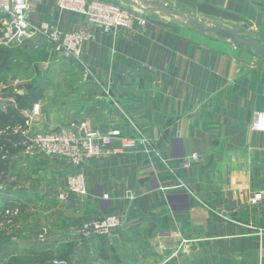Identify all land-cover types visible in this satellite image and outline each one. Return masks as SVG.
Masks as SVG:
<instances>
[{
  "label": "crops",
  "instance_id": "obj_1",
  "mask_svg": "<svg viewBox=\"0 0 264 264\" xmlns=\"http://www.w3.org/2000/svg\"><path fill=\"white\" fill-rule=\"evenodd\" d=\"M131 1L147 20L131 29L59 13L54 0L37 4L29 17L38 28L92 32L80 62L56 66L91 74L70 106L58 90L52 111H41L38 98V113L23 112L33 131L80 119L102 131H143L168 164L146 148L91 159L79 168L87 196L64 201L58 191L74 166L31 155L45 209L38 228L13 235L18 255H29L30 264H264V133L253 129L264 111V68L231 35L241 27L264 41V0H165L181 7L170 15L160 7L164 0ZM216 27L229 37L215 40L209 34ZM43 40L35 35L27 44ZM114 211L128 215L123 227L82 235L84 221Z\"/></svg>",
  "mask_w": 264,
  "mask_h": 264
},
{
  "label": "rangeland",
  "instance_id": "obj_2",
  "mask_svg": "<svg viewBox=\"0 0 264 264\" xmlns=\"http://www.w3.org/2000/svg\"><path fill=\"white\" fill-rule=\"evenodd\" d=\"M112 1L122 3L125 8L133 11L134 14L138 16V14L135 13L136 10L135 7H133V1ZM165 2L166 1L164 0L160 7L162 8L163 6L165 8L164 10L167 12L166 14H172V12H168L169 10L172 11V9L174 12L176 10H181V7L172 3L171 6H165ZM54 3L56 6L55 0ZM56 8L59 13L71 12L61 11L57 6ZM184 10L186 9L183 8L181 13H183ZM184 13H189L195 17L198 16L192 12ZM1 15L3 17V14ZM78 15L88 23L94 24L87 20L84 16L80 14ZM196 18L200 19L199 17ZM202 18V21L206 19L204 17ZM136 21L138 22L136 19L134 24ZM206 21L208 22L211 20L208 19ZM209 23L213 24L214 22L212 21ZM45 26L47 25H44L42 28L36 27L38 29H44ZM240 28H238L237 32L241 35H244L243 33L245 32H243V30ZM53 29H59L63 32L69 31L63 30L60 27ZM36 35L44 38V40L39 43V47H35L36 44H27L30 40H32L33 37L29 40H26L25 42L27 43L20 44L15 39L13 40L7 37L5 32L0 30V135L5 136L4 143H2V146H0V153H2L3 157L8 162L7 168L0 172V264H14L16 260L17 262L30 264L31 257L29 255H18L20 250L18 245L14 244L12 237L13 235L16 237H22L24 236V232L25 234H28V230L32 228H38L36 226L37 219H40L42 212L45 209L43 204V193L40 190V182L32 179L30 175L31 166H28L27 163L31 155L43 154L35 152L34 149L27 148L28 146L25 143L23 132L24 130H29L30 128V126L27 124V120L29 121L30 117H26L27 115H25L23 109L24 107H28V109L34 108V106L38 104L37 101L34 100H37L38 98H44L43 101H40L42 102V105L40 104L41 111L44 109L46 111H52V109L56 108L57 105L54 103L53 98L55 97L58 90L62 98L65 99V97L68 95L66 99L68 98L67 101H69V98H71L74 92L78 90L80 85H84L90 81L89 76L87 77L86 74L90 75L91 72H86V74L84 72L82 73L83 75H81L79 73H72L69 68L59 71L60 67L56 66L68 64L70 61L73 63H78L80 61L74 59H63L60 55L51 51V44L48 43L46 36L42 32L37 33ZM209 35H211L215 40L226 39L229 37V33L227 31L224 29L221 30L218 27L214 28L213 32H211ZM241 47L248 50L246 47ZM49 50L52 53V57L58 61L57 64L55 61L47 60L49 57H51ZM255 61L258 63L259 68H264V60L256 58ZM69 64L72 66L71 63ZM17 78H20L22 83L19 81L17 82ZM14 84H20V93L26 91L24 98H17L18 92H16L12 87ZM29 97H32L30 101H24ZM12 99H15V102ZM70 102L72 101H69V103L66 102L68 103L67 105L70 106ZM5 105L7 106L6 108L4 107ZM72 123L73 121L61 126H69ZM58 127L59 126L55 128ZM127 135L138 136V130ZM32 218H35V221L33 224H30ZM62 259L65 258L58 260ZM33 263L34 262L32 261V264Z\"/></svg>",
  "mask_w": 264,
  "mask_h": 264
},
{
  "label": "built area",
  "instance_id": "obj_3",
  "mask_svg": "<svg viewBox=\"0 0 264 264\" xmlns=\"http://www.w3.org/2000/svg\"><path fill=\"white\" fill-rule=\"evenodd\" d=\"M39 1L41 0H0V13L3 14L0 30L20 44L27 43L26 40L42 32L51 44L52 52L65 60L80 61L85 42L93 39L92 32L86 28H75L65 32L48 29V26L38 29L29 14ZM55 2L61 11L76 12L105 29L131 28L136 19L142 26L147 23L141 14L137 16L122 3L112 0H55ZM35 47H39V44ZM16 80L22 83L20 78ZM19 86L20 84L12 85L16 92L21 91ZM12 100L15 102V99ZM33 111L39 112L38 104L34 106ZM27 124L30 126V121L27 120ZM253 129L264 133V111L257 113ZM23 133L27 148L49 157L65 158L74 166L75 170L66 176L65 186L58 191L59 199L64 201L73 195L80 198L87 196V180L79 168L91 159L119 156L146 148L160 161L168 164V159L152 146L143 131H138V136L127 135L117 126H110L102 131L97 127H91L87 120L81 119L69 126H59L47 131H31L29 128ZM188 162L189 158H185L184 164ZM104 196L109 198V194ZM255 201L257 202V199ZM127 221L128 215L124 212H111L88 219L82 224V235L91 238L107 236L123 227ZM56 263L70 264L67 259L58 260Z\"/></svg>",
  "mask_w": 264,
  "mask_h": 264
},
{
  "label": "water",
  "instance_id": "obj_4",
  "mask_svg": "<svg viewBox=\"0 0 264 264\" xmlns=\"http://www.w3.org/2000/svg\"><path fill=\"white\" fill-rule=\"evenodd\" d=\"M231 35L236 43L249 48L256 58L264 60V41L252 35H241L237 31L233 32Z\"/></svg>",
  "mask_w": 264,
  "mask_h": 264
},
{
  "label": "trees",
  "instance_id": "obj_5",
  "mask_svg": "<svg viewBox=\"0 0 264 264\" xmlns=\"http://www.w3.org/2000/svg\"><path fill=\"white\" fill-rule=\"evenodd\" d=\"M39 95V94H38ZM25 97V94H22L20 92L17 93V98L18 99H22ZM32 99V97L27 98V100L24 101H30ZM23 101V102H24ZM23 104V103H22ZM23 107V106H22ZM17 112V111H16ZM18 113V112H17ZM5 140V136L4 135H0V146H2V143H4ZM8 166V162L7 160L3 157L2 153H0V172L4 169H6Z\"/></svg>",
  "mask_w": 264,
  "mask_h": 264
}]
</instances>
